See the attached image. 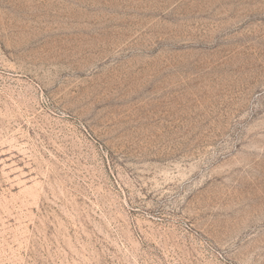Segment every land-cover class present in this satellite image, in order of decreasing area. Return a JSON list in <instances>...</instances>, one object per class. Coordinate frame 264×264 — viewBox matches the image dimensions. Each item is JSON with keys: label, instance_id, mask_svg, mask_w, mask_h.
<instances>
[{"label": "rangeland", "instance_id": "rangeland-1", "mask_svg": "<svg viewBox=\"0 0 264 264\" xmlns=\"http://www.w3.org/2000/svg\"><path fill=\"white\" fill-rule=\"evenodd\" d=\"M0 264H264V0H0Z\"/></svg>", "mask_w": 264, "mask_h": 264}]
</instances>
